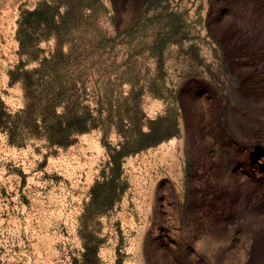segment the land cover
<instances>
[{
    "label": "rangeland",
    "instance_id": "rangeland-1",
    "mask_svg": "<svg viewBox=\"0 0 264 264\" xmlns=\"http://www.w3.org/2000/svg\"><path fill=\"white\" fill-rule=\"evenodd\" d=\"M245 1L0 0V101L25 107L11 73L39 64L18 21L46 3L66 16L65 57L33 79L57 114L95 125L66 148L0 129V264H75L85 243L102 264H248L262 250L264 45L235 55L229 37L264 41V0Z\"/></svg>",
    "mask_w": 264,
    "mask_h": 264
},
{
    "label": "trees",
    "instance_id": "trees-1",
    "mask_svg": "<svg viewBox=\"0 0 264 264\" xmlns=\"http://www.w3.org/2000/svg\"><path fill=\"white\" fill-rule=\"evenodd\" d=\"M130 1L133 2L136 8H139L141 5L151 0ZM219 1H222L225 8L230 9L236 4H243L242 2L244 0ZM247 1L252 0H246L245 2ZM57 9V6L41 3L33 11L22 12L18 21L17 39L20 44V52L28 55L27 62H38L39 67L28 71L23 70V64H21L11 73V83H21L24 90L25 107L23 109L11 113L4 103L0 101V129L8 135L11 144L20 145L19 142L22 135L25 134L26 136H33L36 138L45 137L52 146L66 148L73 143L75 136L87 133L95 127L90 115L86 111L81 114H71L70 112L57 114L56 110L59 106L57 95L49 96L51 94L50 91H48L47 88L40 89V87L37 86V81L33 79L34 75L41 73L46 65L65 57L61 51L62 42L60 40V35L63 31V25L66 23L64 21L66 16L61 17L60 22H57ZM259 35L260 34L256 36ZM241 36L242 34L240 33H230L229 41L234 45L232 50L235 52V55L240 53H238L239 49L250 47L257 50L256 46L264 45V41H258V37L253 36L252 38H246L249 40L247 46L241 47L238 43H235L242 42ZM52 37L56 39V47L54 51L50 53V59L39 60L36 55H33L28 50L30 45L38 44L42 40H48ZM219 44H222L220 40ZM258 50H260L259 47ZM256 72L258 71L256 70ZM251 76L256 79L254 74ZM36 87H38L39 91V96L37 98H35L34 91H32L33 88ZM34 115L40 116L39 123L34 122ZM261 249L262 250L258 247L257 249H253L248 264H264V246ZM75 264H102L98 256L97 247H91L85 243L84 252L81 254L79 260H75ZM117 264L121 263L118 261Z\"/></svg>",
    "mask_w": 264,
    "mask_h": 264
}]
</instances>
